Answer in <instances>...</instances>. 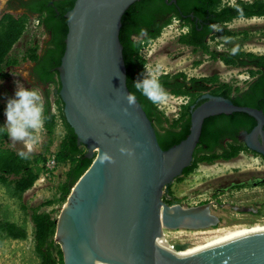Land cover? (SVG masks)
<instances>
[{"label":"water","instance_id":"obj_1","mask_svg":"<svg viewBox=\"0 0 264 264\" xmlns=\"http://www.w3.org/2000/svg\"><path fill=\"white\" fill-rule=\"evenodd\" d=\"M139 1L76 0L65 15L68 34L56 94L93 163L57 220L55 242L64 264H264V228L163 238L165 230L206 231L219 224L210 204L183 207L164 200L193 164L205 121L249 115L257 126L242 140L264 156V112L206 95L192 113L186 139L164 150L142 104L136 97L132 105L127 100L131 91L120 32L125 13ZM18 6L17 0H3L0 15ZM37 88L45 104L46 94Z\"/></svg>","mask_w":264,"mask_h":264},{"label":"trees","instance_id":"obj_2","mask_svg":"<svg viewBox=\"0 0 264 264\" xmlns=\"http://www.w3.org/2000/svg\"><path fill=\"white\" fill-rule=\"evenodd\" d=\"M17 1L19 2L18 8H10L11 11L17 13L9 11L0 16V78L6 76V67L16 66L20 63L19 60L10 57L11 52L25 35L31 19L37 18L47 36L51 35L52 37V41L48 44L51 56L48 55L46 58L48 62H45V64H49L46 70L48 71L46 72L48 75H45L42 81L45 86L51 87L50 89L53 88V91L49 89L45 93L43 127L48 140L44 144L41 153L30 154L28 159H22L19 157L18 151L7 145H3L0 134V183L11 187L13 196L22 200L24 194L35 186L44 171V163L52 151L57 120L61 119L66 134L55 150V158L57 162L67 165L69 168L66 173V181L58 187V198L45 201L31 210V220L34 227L35 253L40 259L39 264H64L61 246L55 242L57 218L53 217L54 210L47 212L42 211V209L54 207L56 204L63 206L67 202L75 184L93 163V159L86 157L85 146L78 145L77 135L65 117L64 103L59 93L54 94V91L59 92L61 88L57 67L61 65L66 47L65 40L68 34V25L65 15L74 7L76 0ZM159 1L164 2L165 0H140L131 6L122 20L120 40L124 47L128 87L131 93L142 104L148 117L153 122L161 147L167 150L186 139L191 128L190 114L187 111L182 113L176 120H168L164 116L165 113L159 110L157 104H153L140 92L136 91L133 82L140 78L141 73L144 72L146 62L141 56L144 44L147 41L158 39L163 29L170 26L175 19L182 26L187 25L191 28L189 33L182 34L178 38L180 45L191 47L193 48V52L202 53L203 56H207L213 61H221L226 66L235 69L250 67L247 73L253 78H258L252 84V90L260 93L259 98L256 100L262 104L260 107L258 106L260 110H264V55L257 56L235 46H230L225 52H218L211 45V42L216 41L218 38L234 40L243 35V32H236L228 27L235 20L264 18V0H254L252 2L237 0L233 4H225L224 0H192V6L187 9L183 8L181 0H178V4L183 8L182 12L177 9L173 10L174 17L164 19L158 28L146 30V36H141L140 30L143 28V25H146V23L153 19L151 13L155 10V7H160ZM45 2L49 4L53 3L51 9H41V6L36 7ZM23 8L25 9L24 12L18 13ZM185 15L187 17H184ZM133 35L137 37L138 41L135 46H133L131 39ZM246 38L247 36L244 35V39ZM39 51V45L30 48L21 62L41 63L44 60V56ZM157 80L166 93L177 96L189 94L191 89L203 91L207 89V84L214 85L220 83L219 77L215 75L188 80V77L183 73L165 74L157 78ZM188 85L192 88L188 87ZM216 94L232 99L237 106H249L251 104L246 102V97L239 96L238 89H236V94L234 95V90L229 85L219 86ZM52 96L55 98L56 106H58L59 115L52 111ZM3 107H0V115L6 106ZM227 117L222 115L209 118L205 121L200 143L194 156L195 162L184 171V176L191 174L200 163L212 164L220 160L230 162L236 159L242 150H245L244 147L236 145L229 154L205 155L206 153H210L204 148V145L208 143L209 136L213 133L210 130L211 122L214 119L217 121V119ZM228 118L233 119L234 122L244 120L255 124V120L244 113H235ZM202 153L204 154L202 155ZM184 176L178 178L176 181H181ZM164 200L168 205L181 203L180 200L173 198L170 192H168ZM22 208L24 210L27 209L24 205ZM2 238L25 240L28 238V231L24 226L0 218V239Z\"/></svg>","mask_w":264,"mask_h":264},{"label":"rangeland","instance_id":"obj_3","mask_svg":"<svg viewBox=\"0 0 264 264\" xmlns=\"http://www.w3.org/2000/svg\"><path fill=\"white\" fill-rule=\"evenodd\" d=\"M237 0H224L225 4H233ZM252 2L254 0H244ZM3 0H0V6ZM9 12L5 11L4 13ZM13 12V11H11ZM17 13V12H13ZM19 13V12H18ZM229 28L236 32H243V35L234 40L223 41L217 39L211 45L213 49H227L228 46L241 48L245 52L264 55V18L238 19L229 24ZM184 28L178 20H173L171 25L163 29L161 36L152 41H147L141 51V56L146 64L144 72L150 73L156 79L165 74L183 73L188 78H202L205 76H218L223 81L232 82L235 86H244L250 79L245 68H229L221 61H213L207 56L192 52L191 48L182 46L178 43V38L184 34ZM244 35L247 36L244 39ZM47 39V34L39 24L37 18H32L28 30L21 40L15 45L10 57L19 60L16 66L6 67V76L0 78V107L6 106L7 100L14 96L16 90V80H21L25 87L37 88L31 82L23 80L22 75L29 67V62H21L26 52L39 45L40 51ZM166 98L158 103L163 106L164 116L174 118L178 114V108L187 100L183 96L166 93ZM43 96V94H42ZM44 103V98H43ZM55 105V114L59 115ZM54 107L52 106V111ZM6 117L4 111L0 115V134L3 145H7L16 151L25 150L22 142H12L7 136V130L4 127ZM41 134L43 146L47 143V136L44 130L37 132ZM65 127L61 119L57 120L54 133V143L52 150H56L64 135ZM39 137V136H38ZM43 146L38 141L36 150L31 154H38L43 151ZM68 166H61L56 170L54 175L47 177L45 182L38 183L30 191L24 194L22 200L13 196L11 187L0 183V218L24 226L28 231V238L25 240H14L10 238L0 239V264H39L40 259L35 253L34 247V227L31 220V210L38 207L43 202L53 200L59 197L58 187L66 181ZM264 179V158L243 154L236 159L225 162L216 161L212 164L200 163L191 174L186 175L181 181L171 185L169 192L172 197L185 202V205L211 200V195L215 192H221L218 196L219 204H230L232 201L244 203L247 200H257L258 204L264 209V188L254 187L255 182H262ZM72 192V191H71ZM218 196H214V199ZM207 199V200H206ZM26 206V210L22 206ZM53 212V217L57 218L62 210V205L56 204L54 207L43 208L42 211ZM216 214L224 213L219 206L214 208ZM239 223V222H238ZM256 224L264 225V217L260 220L247 221L240 224L243 227H255ZM227 225H230L227 226ZM230 222L225 223L222 227L225 229H234ZM229 227V228H228ZM239 227V226H237ZM167 238L176 237H195V231L189 230H165Z\"/></svg>","mask_w":264,"mask_h":264},{"label":"flooded vegetation","instance_id":"obj_4","mask_svg":"<svg viewBox=\"0 0 264 264\" xmlns=\"http://www.w3.org/2000/svg\"><path fill=\"white\" fill-rule=\"evenodd\" d=\"M25 1H29V0H25ZM55 1H57V0H55ZM181 3H182L183 8H185V9L192 6V0H181ZM158 4L160 7H158V8L155 7L154 8L155 10L151 13V16L153 17V19L150 22L146 23V25H143L142 29H145L147 31L148 30H155L156 28H158V26H160L161 22L164 19L174 17L173 16V10L177 9L180 12L183 11L182 6L178 4V0H165L164 2L159 1ZM52 5H53V3L49 4V3L45 2V3H41V5H38L36 7L41 6L40 7L41 9L42 8L43 9H45V8L51 9ZM24 10H25L24 8L21 9L22 12H24ZM184 17H187V15H185ZM183 28L185 30L184 34H187L191 31V28L187 25L183 26ZM218 39H220V38H218ZM221 40H223V39H221ZM50 41H52V37H51V35L50 36L48 35V39L45 40V42L42 46V49H41V52L44 56V60L41 61V63H39V64L34 63V62H29V64H30L29 74H30V78H31V84H34V86L42 88L44 91V94L47 92V90H49L51 88V87L45 86L43 84V81H42V78L45 77V75H48V74H46V72H48L46 70L48 69L49 64L48 63L45 64V62H48V60L46 61V58L48 55H50V47L48 45ZM223 41H230V40H223ZM211 43H213V42H211ZM185 47H187V46H185ZM188 48H191V47H188ZM228 48H229V46H228ZM228 48L226 50L225 49L224 50L223 49H215V50L218 52H225L228 50ZM191 49L193 52V48H191ZM197 54L203 55L202 53H197ZM226 67L232 68L230 66H226ZM249 68L250 67H245L246 70H248ZM206 77H211V76H205L202 78H206ZM248 78L250 79V81L247 84H245L244 86H235V85H233L232 82H226V81H223L221 78H219L220 83H216L214 85L213 84H207V89H205L203 91L198 90V89H194V90L191 89L189 94L181 95L184 98H186L187 100L185 101V103H183L181 105L180 108H178L179 112H178L177 116L174 118H171V119L168 118V120H176L181 116L182 113L187 112V111L190 114V120H191V116H192L193 111L207 101V99L204 98V96L211 95V96H216V97H223L221 95L216 94L217 88L221 85H229V87H232L234 90V95L236 94V89H238L239 96L240 97H246L247 98L246 102L251 103L249 106H244V107H251V108H255V109L260 110L259 107L262 104L256 100L257 98H259L258 96L260 93L252 90V84L255 83L256 79L258 80V78L257 77L253 78L250 76V74H248ZM191 79L192 78H188V80H191ZM196 79H200V78H196ZM188 87H191V86L188 85ZM54 94H56V91H54ZM224 98H226V97H224ZM227 99H229V98H227ZM261 110L264 112L263 109H261ZM231 115H233V114H231ZM231 115H224V116L229 117ZM219 116H222V115H219ZM214 117H217V116H214ZM228 117L217 119V121H215L216 119H214V121L211 122L210 130L213 133L211 134V136H209L208 143L206 145H204V148L210 153H206L205 155L229 154L233 151V147L238 145V146H242L245 148V150L241 151L239 156L243 155V154H248V155L263 158L264 157L263 155L251 150L247 146L246 142H244L242 140L243 134L251 133L255 129V127L257 126L256 120L253 118L255 120V124L254 123L251 124L250 122L244 121V120H241L239 122H234L233 119L228 118ZM210 118H212V117H210ZM203 127H204V125H203ZM214 133H215V135H214ZM203 154L204 153H202V155ZM194 162H195V158H194L193 164H194ZM184 174L185 173H183V176H184ZM261 181L262 182H259V183L258 182L253 183L254 187H251V188L252 189L264 188V179ZM220 193H221L220 191L213 193L211 195V200L208 202H203V203L201 202L200 204L196 203V205H192V204L185 205V202L184 203L181 202L180 205H182L183 207H196V206H200V205L210 204L213 214H215L219 217V224L217 225V227L211 228L210 230L225 229L227 227H222V226L227 222H230V224H232L231 226H236V225L243 224L244 222H247V221L251 222L253 220H260L261 218L264 217V209H263V206H261L262 202L260 204H258L257 200L256 201L255 200H247L244 203L241 202V203L237 204L236 202L232 201L230 204H223L222 205V204H219L220 203L219 201H217L218 199H221V196H218ZM215 195L218 197L214 199ZM217 206H219V208H221L224 213L216 214L214 212V208ZM227 226L230 227V225H227Z\"/></svg>","mask_w":264,"mask_h":264},{"label":"clouds","instance_id":"obj_5","mask_svg":"<svg viewBox=\"0 0 264 264\" xmlns=\"http://www.w3.org/2000/svg\"><path fill=\"white\" fill-rule=\"evenodd\" d=\"M6 2V0H5ZM140 35H146V30L141 29ZM132 44H137V37H131ZM23 80H29V72L22 75ZM3 83V81H0ZM16 90L14 96L9 98L4 109L6 121L4 127L7 136L12 142H22L25 150L19 151L18 155L22 159H28L38 143L37 132L44 124V103L42 92L39 88L25 87L21 80H16ZM136 91L140 92L153 104H158L166 98V91L160 82L150 73H141L140 78L133 82ZM135 96L129 94L127 97L130 105L135 103Z\"/></svg>","mask_w":264,"mask_h":264},{"label":"built area","instance_id":"obj_6","mask_svg":"<svg viewBox=\"0 0 264 264\" xmlns=\"http://www.w3.org/2000/svg\"><path fill=\"white\" fill-rule=\"evenodd\" d=\"M51 103H52V106L54 107V109H53V112L55 113V98L52 96V98H51ZM157 107L159 108V110L160 111H162L163 112V106H161V104H157ZM164 113V112H163ZM42 130H44V127L42 126V128H41ZM44 134H45V130H44ZM38 136H39V143H40V145H41V148H42V146H43V142H42V137H41V134H40V132H39V134H38ZM36 150V147L34 148V150H33V152ZM32 152V153H33ZM39 153H41V152H38V154ZM61 166H66V165H64V164H60L59 162H57V160H56V158H55V150H52L51 151V154H49L48 155V157H47V160H46V162L44 163V171H43V173L41 174V176H40V179L36 182V184L35 185H37L38 183H42V182H45L46 181V179H47V177H49L50 175H54L55 174V172H56V170L57 169H59ZM177 181H175L174 183H176ZM173 183V184H174ZM30 191V190H29ZM174 198V197H173ZM64 206V205H63ZM63 206H62V208H63ZM47 212H49V211H47ZM61 213V212H60ZM60 215V214H59ZM59 215H58V217H57V220H58V218H59ZM237 226H241V225H236V226H234V227H237ZM197 231H195V233H196Z\"/></svg>","mask_w":264,"mask_h":264},{"label":"bare ground","instance_id":"obj_7","mask_svg":"<svg viewBox=\"0 0 264 264\" xmlns=\"http://www.w3.org/2000/svg\"><path fill=\"white\" fill-rule=\"evenodd\" d=\"M262 228H264V225L256 224L255 227L239 226V227H234V229H217V230L198 231L195 233V237L217 236V235H222V234H227V233H232V232H238V231H244V230H253V229H262ZM163 238H167L165 235V231H164ZM100 264H102V263H100Z\"/></svg>","mask_w":264,"mask_h":264}]
</instances>
